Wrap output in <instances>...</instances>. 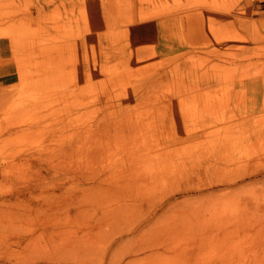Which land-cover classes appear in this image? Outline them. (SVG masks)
<instances>
[{
  "label": "rangeland",
  "instance_id": "374dc122",
  "mask_svg": "<svg viewBox=\"0 0 264 264\" xmlns=\"http://www.w3.org/2000/svg\"><path fill=\"white\" fill-rule=\"evenodd\" d=\"M0 264H264V0H0Z\"/></svg>",
  "mask_w": 264,
  "mask_h": 264
}]
</instances>
